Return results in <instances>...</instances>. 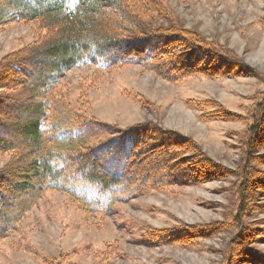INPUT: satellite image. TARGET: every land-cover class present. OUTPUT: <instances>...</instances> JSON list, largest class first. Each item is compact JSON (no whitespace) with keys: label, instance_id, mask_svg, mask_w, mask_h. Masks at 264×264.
Here are the masks:
<instances>
[{"label":"rangeland","instance_id":"374dc122","mask_svg":"<svg viewBox=\"0 0 264 264\" xmlns=\"http://www.w3.org/2000/svg\"><path fill=\"white\" fill-rule=\"evenodd\" d=\"M160 1V14L147 6L138 21L195 31L258 77L198 75L170 82L139 64L116 66L102 76L83 65L68 71L54 91L63 110L59 118L78 116L121 129L154 122L191 137L198 154L220 172L206 182L165 185L128 201L100 196L87 184L50 188L0 241V264H264V143L253 153L249 144L255 116L260 117L257 103L264 101L259 79L264 74V0ZM48 33L39 21L0 26V75L6 74L1 69L5 58ZM174 54L172 63L180 51ZM30 85L28 80L26 88ZM17 94L8 96L1 110L7 106L21 115L27 102ZM214 100L240 114L241 121L204 120L201 114L211 110L192 107ZM16 122L24 121L7 120L8 137ZM87 132L91 146L113 136L90 123ZM13 156L0 153V169ZM18 180L9 178L7 185ZM155 232L172 240L156 241Z\"/></svg>","mask_w":264,"mask_h":264},{"label":"trees","instance_id":"16d2710c","mask_svg":"<svg viewBox=\"0 0 264 264\" xmlns=\"http://www.w3.org/2000/svg\"><path fill=\"white\" fill-rule=\"evenodd\" d=\"M138 1L145 7L130 0H0V26L39 21L49 30L38 43L5 58L1 67L6 74L0 75V153L14 156L0 169V241L13 233L17 222L50 188L81 183L110 200L128 201L165 185L206 182L220 172L198 154V144L191 137L154 122L121 129L78 116L59 118L63 110L56 104L54 91L68 71L83 65L102 76L116 66L139 64L170 82L198 75L258 77L237 56H225L195 31L138 21L137 14L147 6L159 14L161 10L160 0ZM142 43L151 45L139 48L137 44ZM186 50L190 52L184 54ZM176 51L180 55L173 64ZM214 58L217 62L211 64ZM263 76L259 77L262 82ZM22 87L27 91L23 93ZM16 93L27 102L21 115L10 113L7 106L1 110L4 100ZM192 107L211 110L201 114L204 120L242 119L218 101ZM256 107L260 117L255 116L257 122L249 132L251 152L264 143V101ZM10 119L24 122H16L8 137L5 126ZM88 123L113 136L91 146ZM14 176L19 180L7 185ZM152 236L156 241L172 240L163 232Z\"/></svg>","mask_w":264,"mask_h":264}]
</instances>
